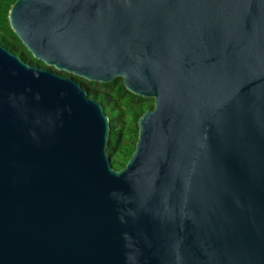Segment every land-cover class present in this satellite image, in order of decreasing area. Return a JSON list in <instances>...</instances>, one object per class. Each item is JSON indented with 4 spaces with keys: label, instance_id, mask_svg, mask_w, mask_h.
Returning a JSON list of instances; mask_svg holds the SVG:
<instances>
[{
    "label": "water",
    "instance_id": "1",
    "mask_svg": "<svg viewBox=\"0 0 264 264\" xmlns=\"http://www.w3.org/2000/svg\"><path fill=\"white\" fill-rule=\"evenodd\" d=\"M0 45V264H264V0H16ZM65 74V75H64ZM153 99L120 170L78 80Z\"/></svg>",
    "mask_w": 264,
    "mask_h": 264
},
{
    "label": "trees",
    "instance_id": "2",
    "mask_svg": "<svg viewBox=\"0 0 264 264\" xmlns=\"http://www.w3.org/2000/svg\"><path fill=\"white\" fill-rule=\"evenodd\" d=\"M15 1L0 0V45L30 65H41L42 62L29 54L10 27L9 11ZM78 81L86 86L89 95L96 97L105 108L104 112L110 120L107 154L112 169L120 170L134 153L138 139V120L146 110L153 107V99H144L129 93L121 78L107 84L88 83L81 79Z\"/></svg>",
    "mask_w": 264,
    "mask_h": 264
}]
</instances>
